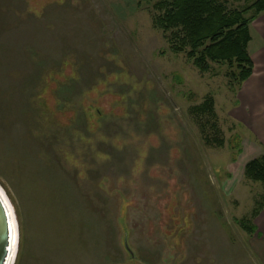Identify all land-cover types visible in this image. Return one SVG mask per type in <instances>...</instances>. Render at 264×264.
Returning <instances> with one entry per match:
<instances>
[{
	"label": "rangeland",
	"instance_id": "374dc122",
	"mask_svg": "<svg viewBox=\"0 0 264 264\" xmlns=\"http://www.w3.org/2000/svg\"><path fill=\"white\" fill-rule=\"evenodd\" d=\"M168 1L0 0L14 264H263L264 184L245 166L264 155V102L227 64L203 73L171 50L179 29L155 23ZM210 97L217 116L197 113Z\"/></svg>",
	"mask_w": 264,
	"mask_h": 264
},
{
	"label": "trees",
	"instance_id": "16d2710c",
	"mask_svg": "<svg viewBox=\"0 0 264 264\" xmlns=\"http://www.w3.org/2000/svg\"><path fill=\"white\" fill-rule=\"evenodd\" d=\"M244 9L229 11L219 0H172L161 3L164 14L156 26L168 31L179 29L171 39V50L186 52L190 61L203 73L210 71V62L227 64L230 68L229 86L235 90L247 81L254 71L248 47L252 39L254 20L264 12V0H245ZM197 113L217 116L212 97L194 107ZM219 147L224 140L215 139ZM248 179L264 184V155L245 166ZM264 208V204L261 206ZM261 209H256L260 211ZM244 231L255 234L256 226L247 218L236 219Z\"/></svg>",
	"mask_w": 264,
	"mask_h": 264
},
{
	"label": "crops",
	"instance_id": "0c3cea01",
	"mask_svg": "<svg viewBox=\"0 0 264 264\" xmlns=\"http://www.w3.org/2000/svg\"><path fill=\"white\" fill-rule=\"evenodd\" d=\"M251 33L252 39L249 43L248 50L254 62V71L251 77L242 85V98L245 102H250L249 104H252L253 102L254 104H257V101L264 102V12L254 20L251 27ZM252 44H254V46L251 48ZM251 49L254 50L252 51ZM262 143L264 145V137L262 138ZM258 227L260 234L258 237L259 239L255 244V250L260 257L261 262L264 264V224L259 223Z\"/></svg>",
	"mask_w": 264,
	"mask_h": 264
},
{
	"label": "water",
	"instance_id": "95a60500",
	"mask_svg": "<svg viewBox=\"0 0 264 264\" xmlns=\"http://www.w3.org/2000/svg\"><path fill=\"white\" fill-rule=\"evenodd\" d=\"M7 199L0 191V264H14L19 242L17 215L11 201Z\"/></svg>",
	"mask_w": 264,
	"mask_h": 264
},
{
	"label": "bare ground",
	"instance_id": "6f19581e",
	"mask_svg": "<svg viewBox=\"0 0 264 264\" xmlns=\"http://www.w3.org/2000/svg\"><path fill=\"white\" fill-rule=\"evenodd\" d=\"M0 191H1V193L3 194V196L5 197V199H7L8 197H7V194L5 193V191L2 189V187L0 186ZM6 194V195H5ZM9 199V198H8ZM7 199V200H8ZM10 200V199H9ZM16 248H17V241H16V244H15V251H16Z\"/></svg>",
	"mask_w": 264,
	"mask_h": 264
}]
</instances>
